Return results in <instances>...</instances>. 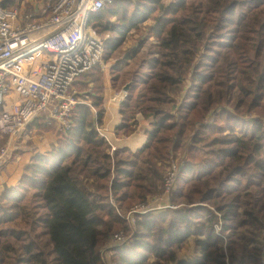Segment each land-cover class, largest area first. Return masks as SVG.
<instances>
[{"label":"trees","instance_id":"1","mask_svg":"<svg viewBox=\"0 0 264 264\" xmlns=\"http://www.w3.org/2000/svg\"><path fill=\"white\" fill-rule=\"evenodd\" d=\"M92 22L108 36L102 62L74 82L70 128L30 158L16 186L1 189L0 264H105L102 249L120 231L131 237L107 249L109 264H263L264 0H111ZM142 28L153 38L146 50L140 40L119 54ZM203 41L175 120L167 110L194 60L189 44ZM112 60L111 87L131 82L116 128L128 140L115 149L96 129L105 114L102 64ZM229 106L248 118L237 120ZM173 162L181 165L177 208L139 214L130 226L122 215L161 193Z\"/></svg>","mask_w":264,"mask_h":264},{"label":"built area","instance_id":"2","mask_svg":"<svg viewBox=\"0 0 264 264\" xmlns=\"http://www.w3.org/2000/svg\"><path fill=\"white\" fill-rule=\"evenodd\" d=\"M110 1L42 0L36 14H25V19L18 7L0 3V133L7 138L1 150L2 154L12 150L6 155L9 156L8 166L0 163V193L1 177L9 188L16 186L24 167L39 150L30 130L34 121L55 123L63 130L70 128L77 105L74 82L102 62L105 38L98 34L92 17ZM189 47L195 57L200 52L201 62L204 48L200 50L192 42ZM197 67L190 85L185 84L183 91L174 96L177 103L183 102L193 86ZM102 69L109 80L110 64H102ZM126 93L111 87L110 103L119 108ZM98 131L105 136L100 126ZM180 170L181 165L173 162L161 193L122 215L130 226L139 214L177 208L172 193ZM215 228L220 231V225L216 224ZM130 237L124 231L112 237L111 244L102 249L105 264H109L105 250L122 246ZM262 253L264 264V242Z\"/></svg>","mask_w":264,"mask_h":264},{"label":"rangeland","instance_id":"3","mask_svg":"<svg viewBox=\"0 0 264 264\" xmlns=\"http://www.w3.org/2000/svg\"><path fill=\"white\" fill-rule=\"evenodd\" d=\"M9 1V4L11 3H15L17 5L13 6V8H17L19 10V12L22 14V17L23 19H25V14L29 15V14H36L42 0H8ZM169 1V0H168ZM17 6V7H16ZM111 20H114V19H111ZM99 34V33H98ZM108 36V35H107ZM106 36V37H107ZM105 37V38H106ZM207 38V37H206ZM144 42L145 43V46L141 49V52H144L148 46V44L150 42L153 41V38L152 37H149V35L146 34V29L145 28H142L140 31H137V32H133L132 33H129V36L128 38L125 40V43L124 45L120 48V50L122 52H120L119 54H122L124 55L125 52L129 53V54H132L134 52V50H137L139 48V42ZM202 44V45H201ZM198 47L197 45H195L198 49H203L205 50L206 52V41H203ZM190 48V47H189ZM191 50V49H190ZM192 51V50H191ZM193 52V51H192ZM204 52V54H205ZM194 53V52H193ZM194 59H195V53H194ZM116 60V59H115ZM115 60H112L111 62H106V63H109L110 66H111V63L114 62ZM202 61V60H201ZM133 62V61H132ZM194 62V60H193ZM193 62L191 64V66L193 65ZM201 63V62H200ZM142 65V64H141ZM140 65V66H141ZM140 70L141 71H145V67H140ZM190 66V67H191ZM199 67V65H198ZM197 67V69H198ZM196 69V71H197ZM190 70V68H189ZM188 70V73L187 75L183 78L182 82H181V90L183 91L184 87H185V84H186V80H187V77H188V74L190 73ZM196 73V72H195ZM131 83V82H129ZM78 90V88H77ZM124 90V88L122 89ZM120 91V90H119ZM181 91V92H182ZM189 92V91H188ZM187 92V94H188ZM127 94V93H126ZM186 94V96H187ZM126 96V95H125ZM175 96V95H174ZM186 100V97L185 99L183 100V102L181 103H177L175 100H174V97H172V103H173V109H168L167 111L169 113H175L174 114V118L175 120H179V114H178V110L179 108L184 104ZM229 111H231L237 120H246V118H248L244 113H237L234 111V109L229 106V107H226ZM170 110V111H169ZM260 116H262V119L264 120V112H260ZM173 115V114H172ZM259 115V114H258ZM94 118H96V114H94ZM44 125L46 126L45 128H42L43 125L41 124H38V123H35L34 125H31L30 126V130L32 131L33 135H34V138L37 142V146L39 147V150L38 152H44V151H49V150H52L54 148V145L56 144V140L58 138V133L59 132H63L64 130L63 129H58V127L56 126L55 123H47V122H43ZM53 126V129H48L47 127L48 126ZM57 130V131H56ZM5 136H3L1 133H0V142L4 140V143H5ZM7 142V141H6ZM16 144H18V140L15 141ZM2 144L0 145V163L4 166H8L7 162H8V159H9V156H6L7 154H11L12 153V150H8L5 154H2V148L6 145L5 144ZM1 144V143H0ZM4 145V146H3ZM119 145V144H118ZM3 146V147H2ZM45 152V153H46ZM7 171H9V169H7ZM4 172V171H3ZM3 176V174H2ZM1 184H2V187H7L8 188V185L6 184V182L4 181V179L1 177ZM180 205V204H179ZM184 207V206H183ZM194 243H193V240H189L186 244V246L183 248L184 250H187L188 247H191L193 246ZM185 252V251H183ZM188 253H194V248H190L189 249V252ZM181 255V253H180ZM186 258H193V257H186ZM145 264H150L149 262L145 263ZM233 264H237V262H234Z\"/></svg>","mask_w":264,"mask_h":264},{"label":"crops","instance_id":"4","mask_svg":"<svg viewBox=\"0 0 264 264\" xmlns=\"http://www.w3.org/2000/svg\"><path fill=\"white\" fill-rule=\"evenodd\" d=\"M168 2H170V0L169 1L167 0V3ZM105 86L107 88L106 93H105V103H104L105 114L103 118V123L100 126L101 131L103 132L105 136H103L102 134L101 136L110 143L113 149H115L116 146L125 145V144H122V142L124 140H128V138L126 137L117 138L116 137V128L121 121V116L119 114V108L114 107L110 103L111 84H110V81L106 78H105ZM96 129L97 130L99 129L98 125H96ZM145 141H146V136L142 134L136 142H132L130 145L132 147H140ZM126 146H129V145H126ZM109 243L110 241L107 243V245ZM106 251L107 250H105V256L107 258Z\"/></svg>","mask_w":264,"mask_h":264},{"label":"bare ground","instance_id":"5","mask_svg":"<svg viewBox=\"0 0 264 264\" xmlns=\"http://www.w3.org/2000/svg\"><path fill=\"white\" fill-rule=\"evenodd\" d=\"M199 63H200V52H197L196 57H195V60H194L193 65L191 67V71H190L189 78H188V80L186 82V86L187 87L190 85V83L192 81L191 80L192 74H193L195 68L199 65Z\"/></svg>","mask_w":264,"mask_h":264},{"label":"water","instance_id":"6","mask_svg":"<svg viewBox=\"0 0 264 264\" xmlns=\"http://www.w3.org/2000/svg\"><path fill=\"white\" fill-rule=\"evenodd\" d=\"M130 84H131V83H128V84L125 85V87H124V90H125V91H127V90L129 89ZM172 114L174 115L175 113H172Z\"/></svg>","mask_w":264,"mask_h":264}]
</instances>
